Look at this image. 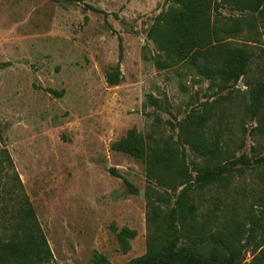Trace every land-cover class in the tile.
I'll return each mask as SVG.
<instances>
[{
  "label": "rangeland",
  "instance_id": "obj_1",
  "mask_svg": "<svg viewBox=\"0 0 264 264\" xmlns=\"http://www.w3.org/2000/svg\"><path fill=\"white\" fill-rule=\"evenodd\" d=\"M168 5L165 0H0L1 144L34 210L50 264H90L94 253L112 264L125 263L146 250L144 194L152 201L151 189L167 195L168 203L157 205L165 214L173 208L180 188L172 194L154 186L140 161L110 149L128 129L156 143L176 141L186 115L209 108L210 139L219 133L234 157L249 156L251 147L264 155V133L248 136L256 123L243 113V80L218 92L186 65L156 66L161 55L146 32ZM116 64L119 82L108 85L105 74ZM179 148L192 179L191 163L201 159L187 145ZM245 173L225 190L200 192L203 205L214 201L247 224L260 211L256 179ZM123 227L135 231L125 253L115 240ZM187 237L182 230L176 246H186ZM249 259L244 253L243 262Z\"/></svg>",
  "mask_w": 264,
  "mask_h": 264
},
{
  "label": "trees",
  "instance_id": "obj_2",
  "mask_svg": "<svg viewBox=\"0 0 264 264\" xmlns=\"http://www.w3.org/2000/svg\"><path fill=\"white\" fill-rule=\"evenodd\" d=\"M165 1L169 5L155 16L146 32L161 55L156 66L164 69L186 65L218 92L243 80L247 88L243 113L256 123L248 136L253 139L257 131L264 133V0ZM219 10L238 15L222 16ZM3 66L5 63H0V69ZM105 82L108 85L119 82L117 64L105 74ZM208 112L209 108L187 114L176 141L166 138L156 143L131 128L111 143V150L143 164L149 183L172 194L180 188L167 214L157 205L168 203L167 195L151 189L155 195L152 201L144 194L146 250L122 264H264V155H255L251 147L249 156L241 153L234 157L222 147L219 133L210 139L212 119ZM180 143L201 159L200 163H191L192 179ZM110 172L116 176L113 170ZM245 172L256 179L255 205L260 211L247 224L236 219L230 208L219 209L214 201L203 205L200 192L212 188L225 190L232 178ZM123 184L130 193L136 192L125 179ZM202 206L203 210L198 211ZM182 230L188 235L189 243L177 247ZM134 236V230L124 227L115 233L121 253L128 251ZM246 252L250 259L243 262ZM51 261L34 210L1 144L0 132V264H50ZM90 264L112 263L94 253Z\"/></svg>",
  "mask_w": 264,
  "mask_h": 264
}]
</instances>
